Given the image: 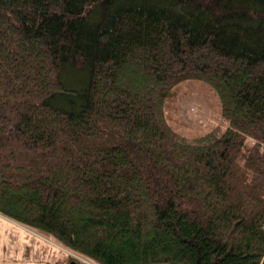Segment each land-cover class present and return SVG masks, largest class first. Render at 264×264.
<instances>
[{
	"label": "trees",
	"instance_id": "16d2710c",
	"mask_svg": "<svg viewBox=\"0 0 264 264\" xmlns=\"http://www.w3.org/2000/svg\"><path fill=\"white\" fill-rule=\"evenodd\" d=\"M189 81L224 127L168 121ZM0 213L96 264H264V0H0Z\"/></svg>",
	"mask_w": 264,
	"mask_h": 264
},
{
	"label": "rangeland",
	"instance_id": "374dc122",
	"mask_svg": "<svg viewBox=\"0 0 264 264\" xmlns=\"http://www.w3.org/2000/svg\"><path fill=\"white\" fill-rule=\"evenodd\" d=\"M168 121L180 132L195 135L222 128L221 104L207 84L177 85L166 101ZM0 264H96L70 250L48 233L0 213Z\"/></svg>",
	"mask_w": 264,
	"mask_h": 264
}]
</instances>
